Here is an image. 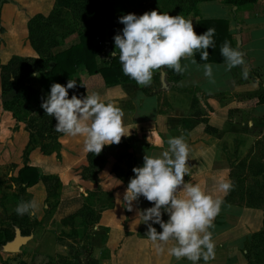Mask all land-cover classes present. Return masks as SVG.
I'll return each instance as SVG.
<instances>
[{"label":"crops","instance_id":"0c3cea01","mask_svg":"<svg viewBox=\"0 0 264 264\" xmlns=\"http://www.w3.org/2000/svg\"><path fill=\"white\" fill-rule=\"evenodd\" d=\"M106 1L118 23L124 15L139 17L151 11L172 17L181 15L193 22L194 31L198 19L226 22V29L220 24L213 37L215 48L207 51L209 56L222 57L220 49L227 41L231 47L243 52L249 69L247 79L242 77L240 67L227 71L225 61L192 64L191 58L181 61L182 65H188L186 72L176 73L177 77L172 79L166 69H161L154 74L149 87L139 86L135 81L106 85L99 73L87 74L83 67L76 68L73 73V80L76 85H83L86 95L97 93L106 104L111 103L123 110V124L131 129V134L122 137L121 142L130 153L131 171L134 167L143 166L145 154L158 157L167 150L169 138L183 136L189 145L187 165L191 168V176H185V182L199 184L214 198L223 199L226 194L216 189L220 180L230 181L233 156L241 154L246 157L258 150V154L264 156V102L257 101L258 96L264 95V0L243 6H234L225 0H198L194 3L195 14L191 11L185 13L187 0ZM119 26L124 27L121 23ZM235 35L238 36V44ZM74 40L75 34L63 38L55 51ZM100 46L98 57H111L114 50L108 41ZM204 64L212 65L215 83H210L204 75ZM157 140L161 143L158 144ZM247 162L245 170L249 169ZM237 163L238 160L233 165ZM119 166L117 171L120 173L124 165L121 163ZM96 168L99 176L105 172L111 176L109 181L121 182V178L110 173L109 168L104 170L105 166L99 168V165L94 170ZM64 171L68 176L66 180H60L56 204L48 222L37 235H25L26 240L14 254L4 251L3 244L0 245V264H46L52 259H60V264H192L186 258L177 260L169 254L168 249L174 246L175 241H170L163 252H158L147 235L136 234V225L126 233L121 221L111 225L104 221L103 212L98 219L91 221L89 209L94 208L91 205L95 200L94 186H89L91 181L85 178L76 179L74 176H79L80 171L72 169V166ZM132 174L135 176L133 171ZM229 196L230 203L221 204L216 216L218 221L210 229L215 255L207 264H232V258L239 261L240 257L243 263L242 244L256 230L249 223V209L236 203L235 195L230 193ZM244 198L247 200L248 196ZM134 209L140 210L136 205ZM123 216L122 212V219ZM80 218L89 225L84 243L72 235L62 236L60 231L55 232L57 225L63 231H66L65 227L78 229ZM221 250H233V253L217 259L216 253Z\"/></svg>","mask_w":264,"mask_h":264},{"label":"rangeland","instance_id":"374dc122","mask_svg":"<svg viewBox=\"0 0 264 264\" xmlns=\"http://www.w3.org/2000/svg\"><path fill=\"white\" fill-rule=\"evenodd\" d=\"M55 6V0H0V229L12 232L13 236L15 231H18L20 236L37 235L40 228L48 222L56 204L60 180L63 178L66 180L68 176L64 170L72 166V169L79 170L86 180L91 181L89 186H94L95 200L91 205L95 209H89L91 221L98 219L103 212L105 216L102 218L109 225L121 221L126 233H129L130 229L136 225V234L147 235V225L138 218V210L134 209L135 205L140 210L147 209L146 198L141 196V199L133 202V211H127L124 202V194L129 184L127 182L135 176L132 174L128 156L118 160L116 156L124 151L129 153L127 148L122 146L107 148L106 161L100 164L86 159L85 142L82 136L72 137L52 129L46 137L35 140L32 127L34 128L33 124L36 122L34 118L37 112V94L45 93L39 82L41 71L34 72L37 75L32 73L18 85L11 86L9 91H2V87L8 85L12 80L13 72L17 71L21 64L29 63L38 56L40 49L36 47V38L51 34L54 40H58L60 36L83 27L88 30L93 29L94 41L103 45L107 32L111 30V34H116L114 29L117 28V21L110 10L103 6L100 7V12L95 14H84L66 7L57 14ZM89 20L91 25L87 24ZM52 51L55 49L52 48ZM49 65L50 62H48ZM17 90L28 94L29 100L22 99V94L12 100ZM258 153L259 150L246 157L241 154L234 155L235 159L230 163L232 169L229 172L230 181L233 184L229 194L235 195L233 199L238 200L236 203L245 205L249 209L251 220L249 223L256 229L252 240H249V235L240 250L245 261L248 254L249 264H264V160H262L264 156ZM237 160L238 163L233 165ZM247 160L249 169L245 170ZM25 163L35 166L41 175L46 176V179H39L36 182L37 185L35 183L33 186V184L32 188L30 186L21 189L14 182V178L18 169ZM121 163L124 166L119 173L117 169ZM98 165L99 168L105 166L104 170L109 168V172L120 177L121 182L114 179L109 181L111 176L106 175L105 172L103 176H99V169L94 170ZM93 171L95 176L91 175ZM243 196H248L247 200ZM230 197L228 195L226 199L230 201ZM241 200L244 202H240ZM31 201L37 203V210L32 214L18 215L16 212L18 204ZM148 203L151 207L154 206L153 203ZM82 218L79 219L78 229L65 227L66 231H63L57 225L54 230L60 231L62 236L72 235L73 238L84 243L89 225ZM162 218L167 222L169 216L164 213ZM217 221L218 218L215 217L213 224ZM66 222L72 223L69 219H66ZM153 227L158 232H162L159 225L154 224ZM244 244L247 245L248 250L244 249ZM232 253L233 250H221L216 253V258L222 259ZM240 258L239 261L232 258L234 260L232 264H248L244 260L243 263L240 262ZM55 262L60 264L61 260L48 261L49 264ZM198 263H205V261L201 259Z\"/></svg>","mask_w":264,"mask_h":264},{"label":"clouds","instance_id":"9594fccd","mask_svg":"<svg viewBox=\"0 0 264 264\" xmlns=\"http://www.w3.org/2000/svg\"><path fill=\"white\" fill-rule=\"evenodd\" d=\"M119 23L124 27L122 34L114 36L115 51L110 55L116 57L118 49L124 75L142 87L151 86L154 74L161 69L183 74L188 65H182V60L191 58V63L196 64L197 52L202 60H207V50L215 48V29L208 28L204 34L197 35L193 22L181 15L172 17L157 11L139 17L127 14L119 18ZM220 54L227 71L240 67L242 77L247 79L249 69L243 52L225 41ZM203 68L209 82L215 83L212 65L204 64ZM76 86V81L71 79L66 87L53 83L50 95L41 104L45 113L57 121L56 132L84 137L85 151L96 156L105 146L119 145L122 137L130 136L131 129L123 124L122 109L106 104L97 93H87L83 99L75 94L69 98V90ZM153 132L154 129L151 136ZM167 145L160 156L145 154L143 166L132 169L135 178L130 179L124 194L127 211H133V202L141 196L146 198L154 206L138 210L137 215L147 225V239L154 243L157 251L163 252L170 241H175L168 249L170 255L177 260L186 258L192 264L203 259L207 264L215 255L210 229L220 212L222 200L208 194L199 184L185 182L184 177L191 176V168L187 165L190 149L185 138L171 137ZM232 188L231 181L222 179L216 190L227 194ZM37 208L35 201L21 202L16 212L18 215L32 214ZM164 213L169 216L167 222L162 218ZM154 224L159 225L162 232H158Z\"/></svg>","mask_w":264,"mask_h":264},{"label":"trees","instance_id":"16d2710c","mask_svg":"<svg viewBox=\"0 0 264 264\" xmlns=\"http://www.w3.org/2000/svg\"><path fill=\"white\" fill-rule=\"evenodd\" d=\"M196 1L198 0H187V8L184 10L185 13L190 11L192 12V14L196 13L194 9V3ZM254 1L255 0H225L226 3L234 6H243L245 4L254 3ZM55 3L57 14L63 7L74 10L76 12H83L84 14L99 13L101 6L110 10L117 21V28L114 29L116 34H111V30L110 32H107L106 40L108 41L109 46L115 51L114 36L117 34H122V28H120L118 19L106 0H55ZM87 24L91 25V20L87 21ZM220 24H223L222 26L226 29L225 21L217 19H198L195 26V32L197 35H202L207 31L208 28H213L215 29V34H217L218 26H220ZM69 33L75 34V40L69 43L67 46L61 48L60 50L52 51V48L55 49L56 46L60 45L63 42V38L71 35ZM68 34L60 36L58 40H54V37L51 34H48L49 36L46 35L36 38V47L37 49H40L38 50V56L32 59V61L29 63L21 64L18 70L13 72L12 80L8 83V85L2 87V91L7 92L10 90L11 86L18 85L32 73L39 71L42 72L39 82L45 93L37 94V112L34 118L36 122L34 121L35 124H33L34 122H32V124L35 125L34 128L32 127V135L35 136V140H41L42 138L46 137L48 133H50L52 129L55 128L57 123L55 118L48 116L41 107L43 100H45L48 95H50L51 85L53 83H59L66 87L68 81L70 79L73 80V73L75 72L76 68L83 67L87 74H92L95 72L99 73L106 85H111L119 82L134 81L130 77L124 75L122 64L119 61L118 49L116 50V57L111 56L108 59H100L98 57L101 52V46L98 45L96 41H94L93 29L88 30L82 27L80 30H73L72 32H68ZM227 37L228 40H230V36L228 35ZM39 45L42 46L39 47ZM194 58L197 62L224 61L223 57L214 56H209L207 60H202L200 58L199 52L195 54ZM48 62H50L49 66ZM166 73H168V76L172 79H175L177 77L174 70L166 69ZM21 92V90H17L14 93L12 100L22 94V99L28 101V94H23ZM73 94L77 95V97L81 99L87 96L84 92L82 84H77L76 88L69 90V98H71ZM257 101L264 102V95L258 96ZM111 146H122L123 148H127L124 142H120L119 145L113 144L110 146H105L101 154L98 156L86 152V159L88 161L94 160L99 162L100 164H103L106 161V153L108 152L107 148L109 149ZM124 152L120 153L119 155L117 154L116 159L118 160L124 158V156H128V158L130 157V153ZM91 175L95 176V172L93 171ZM79 176L74 177L78 180L85 177L81 172H79ZM44 178L46 179V176L41 175L35 166H30L25 163L18 169L14 178V182H16L21 189H24L35 184L39 179L43 180ZM228 195H230L229 192L222 199V203L229 202V200L226 199ZM147 204L148 208H150L151 204H149L148 202ZM21 234H23V232ZM253 236L254 233H251L249 236V240H252ZM12 238V232L0 229V245L4 244L5 241H10ZM244 249L248 250L246 244H244ZM246 263L249 264L248 254L246 255ZM46 264L49 263L47 262Z\"/></svg>","mask_w":264,"mask_h":264},{"label":"water","instance_id":"95a60500","mask_svg":"<svg viewBox=\"0 0 264 264\" xmlns=\"http://www.w3.org/2000/svg\"><path fill=\"white\" fill-rule=\"evenodd\" d=\"M235 41H236V44H238L239 39L237 35H235ZM25 240H26L25 236H20L19 232L15 231L13 238L10 241L3 244L2 248L4 251L8 253L16 252L18 246L24 243Z\"/></svg>","mask_w":264,"mask_h":264},{"label":"built area","instance_id":"2783aa9c","mask_svg":"<svg viewBox=\"0 0 264 264\" xmlns=\"http://www.w3.org/2000/svg\"><path fill=\"white\" fill-rule=\"evenodd\" d=\"M97 44H98V45H101V43H100V42H97Z\"/></svg>","mask_w":264,"mask_h":264}]
</instances>
